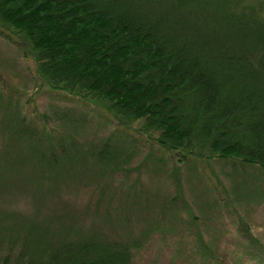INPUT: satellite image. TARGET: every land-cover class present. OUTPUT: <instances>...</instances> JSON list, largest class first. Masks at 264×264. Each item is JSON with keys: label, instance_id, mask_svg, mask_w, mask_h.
Returning <instances> with one entry per match:
<instances>
[{"label": "trees", "instance_id": "1", "mask_svg": "<svg viewBox=\"0 0 264 264\" xmlns=\"http://www.w3.org/2000/svg\"><path fill=\"white\" fill-rule=\"evenodd\" d=\"M0 28L52 91L93 104L127 128L141 121L179 159L232 158L264 170V0H0ZM74 116L65 112L68 121ZM17 127L41 146L45 167L36 176L55 183L45 193H65L66 178L88 157L98 168L127 162L111 143L77 161L83 144L72 139L60 141L64 161L46 142L53 132L22 116ZM134 207L118 206L116 214L128 221ZM244 232L247 252L264 264V242L247 223ZM103 236L65 240L36 259L29 250L10 251L0 264H133L142 237L131 246Z\"/></svg>", "mask_w": 264, "mask_h": 264}, {"label": "rangeland", "instance_id": "2", "mask_svg": "<svg viewBox=\"0 0 264 264\" xmlns=\"http://www.w3.org/2000/svg\"><path fill=\"white\" fill-rule=\"evenodd\" d=\"M8 36L0 28V115L6 120L0 123L1 259L28 250L36 259L65 240L107 234L106 240L131 246L142 237L133 264H259L247 252L244 228L247 223L264 242V170L232 158L179 159L145 133L141 121L127 128L93 104L52 91ZM67 110L75 115L71 121ZM19 114L38 131L53 132L54 141L46 142L64 161L60 141L72 139L83 144L77 161L91 147L111 143L127 162L123 169L102 165L100 171L88 157L87 165L79 163L81 172L76 166L66 178L65 193H45L55 183L36 176L45 167L41 146L35 134L17 127ZM118 206H135L136 213L124 221Z\"/></svg>", "mask_w": 264, "mask_h": 264}]
</instances>
